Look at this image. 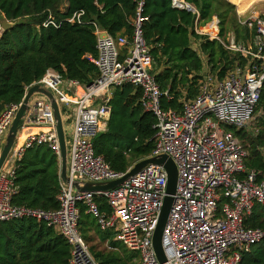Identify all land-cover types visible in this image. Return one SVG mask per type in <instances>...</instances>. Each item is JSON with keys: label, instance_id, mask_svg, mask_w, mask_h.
I'll return each mask as SVG.
<instances>
[{"label": "built area", "instance_id": "2783aa9c", "mask_svg": "<svg viewBox=\"0 0 264 264\" xmlns=\"http://www.w3.org/2000/svg\"><path fill=\"white\" fill-rule=\"evenodd\" d=\"M135 3L131 34L112 36L98 28L94 31L97 56L93 62L98 74L90 84L64 79L52 69L36 82L54 94L63 123L72 118L67 175L70 181L103 182L123 176L132 166L124 172L113 170L95 153L93 139L105 129L110 116L111 90L125 84L139 88L141 108L154 118V148L147 157L167 154L177 167L176 190L162 231L167 263L238 264L242 253L264 238V229L244 224L253 206L264 201V174L246 171V150L226 127L244 128L252 120L264 83V20L256 16L242 21L255 31L246 44L236 43L232 35L227 38L226 47L248 57L247 63L221 79L210 71L203 74L196 96L182 98L181 109L176 110L162 107L161 101L169 93L160 89L150 72L152 60L143 34L147 20L142 14L144 0ZM171 6L194 14L196 22L199 19L196 7L186 0H171ZM80 14L66 20L80 23ZM213 19L217 27L218 19L214 16L210 22ZM48 23L57 26L53 20L44 25ZM195 32L218 39L217 33L213 35L197 23ZM19 104L10 103L0 113V151ZM30 125L45 129L22 139L17 135L0 169V223L18 218L43 221L69 245V264H99L78 227L79 205L83 204L101 230L111 232L113 240L138 253L140 264H161L152 235L165 194L164 168L148 164L103 192L79 191L60 182L56 209L15 205L11 202L16 192L14 169L24 150L45 144L58 159L60 156L53 112L43 96L31 100V109L22 119L21 126ZM95 197L104 198L109 209L101 210Z\"/></svg>", "mask_w": 264, "mask_h": 264}, {"label": "trees", "instance_id": "16d2710c", "mask_svg": "<svg viewBox=\"0 0 264 264\" xmlns=\"http://www.w3.org/2000/svg\"><path fill=\"white\" fill-rule=\"evenodd\" d=\"M186 1L198 10L197 22L194 14L172 7L171 0H144L142 12L147 17L143 34L152 60L150 72L160 89L169 93L162 99V107L176 110L181 109L182 98L196 96L204 65L221 79L247 63L248 57L226 47L228 32L241 44L250 41L255 32L241 23L235 5L228 0ZM135 8V0H0V13L7 20L25 19L0 32V113L6 105L20 103L26 88L48 69L82 86L90 84L98 74L93 62L97 56L94 31L131 34ZM78 12L80 23L66 20ZM213 16L218 19V39L195 32L196 23L204 27ZM48 20L57 26L44 25ZM193 41L198 43L197 49L192 47ZM140 97V89L131 84L113 88L105 129L93 139L95 153L118 172L146 158L154 148V118L142 110ZM253 115L255 124L250 129L226 128L246 150V171L264 174V83ZM13 183L12 204L56 209L60 191L56 154L45 144L26 148L16 162ZM95 200L101 210L109 209L104 198ZM79 213L83 239L87 242L97 236L101 244L107 243L103 248L89 246L99 264H140L138 253L113 240L111 232L101 230L83 204ZM244 224L264 229V201L253 206ZM69 256L65 239L43 221L18 218L0 223V264H69ZM238 264H264V238L243 252Z\"/></svg>", "mask_w": 264, "mask_h": 264}, {"label": "water", "instance_id": "95a60500", "mask_svg": "<svg viewBox=\"0 0 264 264\" xmlns=\"http://www.w3.org/2000/svg\"><path fill=\"white\" fill-rule=\"evenodd\" d=\"M25 22V19L20 18L14 21L7 20L2 13H0V32L6 31L7 29L15 26L16 24ZM106 33L103 32V35ZM45 97L52 109L54 118V127L57 133L60 156L59 162V181L62 186H70L71 188L79 191H91V192H103L115 188L116 186L123 183L128 177L137 173L143 167L148 164L161 165L166 172V187L165 194L163 197L162 205L158 213L157 221L153 230L152 235V246L155 251L156 257L161 264H168L166 256L162 247V231L167 220L172 202L173 195L176 190L177 184V167L173 159L167 154H161L158 156H151L143 158L135 162L124 174L123 176L109 181L103 182H79L70 181L67 175V144L65 137V128L61 116L60 107L55 99L54 94L45 86L34 83L28 86L25 93L20 101L19 107L12 119V122L8 128L5 138L3 140V145L0 151V169L6 161L12 147L14 146L15 140L17 138L18 131L22 124L23 117L31 109V100L36 96ZM21 122V124H20Z\"/></svg>", "mask_w": 264, "mask_h": 264}, {"label": "rangeland", "instance_id": "374dc122", "mask_svg": "<svg viewBox=\"0 0 264 264\" xmlns=\"http://www.w3.org/2000/svg\"><path fill=\"white\" fill-rule=\"evenodd\" d=\"M228 1L235 5L236 15L238 16V18L241 21H243L244 18H248L250 16L256 17L258 15L264 20V0H239L238 3H233L231 0H228ZM239 4H242L246 7V9H244V13L239 11V9H238ZM62 9H64L63 6H62ZM212 22L215 24V19H213ZM212 22H210V23H212ZM208 25L204 26V30L209 32ZM216 31H217V27H216ZM216 31L213 33H216ZM213 33H211V34H213ZM192 46H193V44H192ZM254 124H255V115H253L252 120L248 123L246 128L250 129L253 127ZM65 129H66L65 137H66V141H67V150H69L70 143H71V135L68 132V121L65 122ZM99 247L103 248L104 245H99Z\"/></svg>", "mask_w": 264, "mask_h": 264}, {"label": "crops", "instance_id": "0c3cea01", "mask_svg": "<svg viewBox=\"0 0 264 264\" xmlns=\"http://www.w3.org/2000/svg\"><path fill=\"white\" fill-rule=\"evenodd\" d=\"M232 1V0H231ZM233 2V1H232ZM233 3H235V2H233ZM238 9H239V6H238ZM239 11L240 12H243L244 13V10H240L239 9ZM214 17V16H213ZM212 17V18H213ZM251 17V16H250ZM258 17H260L259 15H258ZM217 18V17H216ZM246 18H244L243 20H245ZM241 21V20H240ZM241 23H242V21H241ZM208 30H209V32H211V33H213V32H215L216 31V26H215V24L212 22V23H210L209 25H208ZM233 36V33L232 32H228V34H227V38H229V36ZM234 38V37H233ZM192 44H193V48H195V49H197V47H198V43L197 42H192ZM209 72V70H208V67L207 66H203V70H202V72H201V74L203 75V74H205V73H208ZM111 92H112V90H111ZM68 121V132L70 133V135H71V130H72V118H70L69 120H67ZM70 121V122H69ZM66 122V121H65ZM64 126H65V124H64ZM45 129V127L44 126H39V125H30V126H20V129H19V131H18V138H24L25 136H27V135H29V134H35V133H37V132H40L41 130H44ZM65 132H66V129H65ZM20 139V140H21ZM9 162H11V159L9 160ZM86 242V241H85ZM87 244H88V246H92V245H95V246H98V248H100L99 247V245H104V247H105V245L107 244H101L100 243V241H99V238L96 236V237H94V238H92L91 240H89V241H87L86 242ZM97 243V244H96Z\"/></svg>", "mask_w": 264, "mask_h": 264}, {"label": "bare ground", "instance_id": "6f19581e", "mask_svg": "<svg viewBox=\"0 0 264 264\" xmlns=\"http://www.w3.org/2000/svg\"><path fill=\"white\" fill-rule=\"evenodd\" d=\"M232 1L235 2V3H238L239 0H232ZM238 6H239L240 10L246 9V7L244 5H242V4H239ZM216 33H217V31H216ZM216 33H213V35L216 34Z\"/></svg>", "mask_w": 264, "mask_h": 264}]
</instances>
